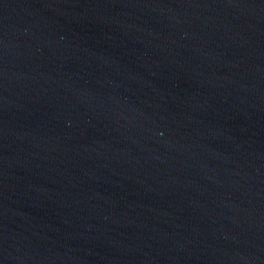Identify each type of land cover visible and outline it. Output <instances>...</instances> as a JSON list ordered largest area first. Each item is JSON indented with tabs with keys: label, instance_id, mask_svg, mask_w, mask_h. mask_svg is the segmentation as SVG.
<instances>
[{
	"label": "water",
	"instance_id": "obj_1",
	"mask_svg": "<svg viewBox=\"0 0 264 264\" xmlns=\"http://www.w3.org/2000/svg\"><path fill=\"white\" fill-rule=\"evenodd\" d=\"M0 264H264V0H0Z\"/></svg>",
	"mask_w": 264,
	"mask_h": 264
}]
</instances>
